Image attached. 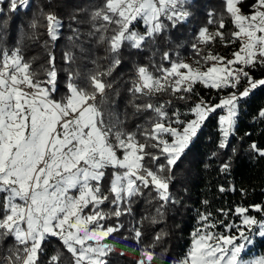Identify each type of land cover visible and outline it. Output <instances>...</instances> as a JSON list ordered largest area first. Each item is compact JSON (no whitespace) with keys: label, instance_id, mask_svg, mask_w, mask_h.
Segmentation results:
<instances>
[{"label":"snow or ice","instance_id":"6c2138e0","mask_svg":"<svg viewBox=\"0 0 264 264\" xmlns=\"http://www.w3.org/2000/svg\"><path fill=\"white\" fill-rule=\"evenodd\" d=\"M31 6L32 0H0V16ZM64 7L50 0L28 22L30 39L42 40L46 54L43 78L21 47L0 51V238L14 241L0 264H61L59 251L51 256L45 251L53 239L70 254L69 264H112L118 245L130 240L135 247L125 246L120 256L131 251L135 264H156L155 249L169 233L155 229L169 208L183 203L172 189L186 178L182 165L198 148L203 129L213 123L217 136L203 167L219 160V172L230 174L239 147H232L231 155L227 149L244 117L255 112L252 119L264 122V106L253 108L264 95V0H220L218 9L202 13L206 19L190 29L191 62L178 51L163 52L159 63L134 61L126 82L132 114L125 111L123 118L116 111L120 92L117 100L109 98L122 52L150 50L165 32L187 28L194 0H101L91 10L74 6L68 40L85 55L80 37L86 36L105 56L92 59L94 67L82 72L73 67L75 52L65 51L62 83L55 45L64 29ZM83 13L86 33L79 27ZM217 42L239 47L226 56L211 47ZM100 59L108 61L106 69ZM196 85L217 95L206 99ZM141 117L129 131V120ZM245 138L251 140L245 152L264 159V135L258 141L245 132L239 143ZM218 191L236 189L220 185ZM140 200L154 211L137 219ZM202 205L205 211L197 210L191 244L178 264H264V255L245 258L258 239L264 240V204L219 208L216 215L207 211L208 200Z\"/></svg>","mask_w":264,"mask_h":264},{"label":"trees","instance_id":"16d2710c","mask_svg":"<svg viewBox=\"0 0 264 264\" xmlns=\"http://www.w3.org/2000/svg\"><path fill=\"white\" fill-rule=\"evenodd\" d=\"M100 2L101 0H51V4L53 5H58L59 3L67 4V7L62 8L61 11V16L64 20V29L55 45L56 65L62 83L65 77L64 68L66 67L62 56L65 51L72 50L75 52L78 59L73 67L76 68L79 66L82 72L94 67L91 63L92 59L97 57L103 58L105 56L104 49L94 48V41L88 42L86 36L80 37V40L84 41L83 47L86 49L85 55H82L78 48H74L73 42L68 40V37L73 35L69 28L68 17V13L73 10V7L78 5L80 8L89 7V10H91L92 6H98ZM49 3L50 0H32V6L26 12L21 10V12L11 14V16L7 13L0 16V51L4 49L11 51L18 46L21 47L25 59L32 61V70L39 72L40 78H43L41 66L46 64V54L40 47L42 40L35 42L30 39L31 30L28 28V22L34 12L38 11L41 6L48 5ZM219 5L220 0H194V7L191 9L194 15L190 19L187 28H178L170 32H165L161 37H158L156 47L150 50L146 48L143 52H133L131 55H129L128 49L122 52V64L113 72L110 78V82H114L116 87L109 95L110 100H117L115 92H120L116 111L121 114V118H123L125 111H127L129 117L132 114V107L127 106L126 108L128 100L131 99L127 93V87L129 85L126 82L131 79L130 74L134 67V61H139L141 64H149L154 59L156 63H159L160 57L165 51H172L173 56L178 51L182 58L191 56L189 43L191 40L190 29L201 25L206 19L202 13H206L212 7L218 9ZM3 7L6 12L7 4L5 3ZM44 10L50 11L52 8L45 7ZM78 19L82 22L79 26L80 31L86 33L89 30L87 13L80 14ZM71 26L77 27L75 23H72ZM139 26L142 27L141 25H137V28ZM231 28L232 26L228 22L226 31H230ZM76 43H80V41H76ZM178 46L180 47L178 48ZM238 46L236 44L235 46L225 48L217 42L216 45L211 47H214L215 51L224 54L225 52L234 51ZM222 47L224 50H220ZM154 53H156L155 56H153ZM34 57L35 59H33ZM99 63L106 69L108 61L100 59ZM195 91L206 99H209L210 96L214 97L217 95L214 91L204 89L201 85H196ZM63 94L62 87L61 92L57 94V99ZM167 98V96L162 97V99ZM194 98L195 96H193ZM259 106H264V95L259 96L254 101L253 108L258 110ZM181 111H184V109L181 108ZM255 114V112L252 113V115ZM252 115L244 117L237 136L232 138L231 146L227 149L228 154L231 155V148L239 147V151L233 157L230 174H221L219 172V160H212L209 169L203 167V162L207 159L210 152L215 150V140L217 139L215 125L213 123H209L203 129L200 140L198 141V148L188 154L182 165L183 168L187 169L186 178L182 183L175 185L172 189L173 193L183 203L169 208L165 221L160 223L155 229L156 231L163 229L169 233L164 241L155 249L157 254L156 264H176L183 259L191 244V233L197 226V210L205 211L202 201H209L207 211H211L214 215H216V209L219 208L227 210L230 207L234 208L238 204H264V159L253 158L245 152L251 140L245 138L242 143H239V137L244 136L245 132H251L252 139L258 141L264 135V122L259 120L254 121ZM142 122L143 117L136 119L135 122L130 119L128 122V130H134L135 124ZM224 159H227V157L225 156ZM220 185H223L226 189L234 185L236 191L221 193L218 191ZM241 189L246 192V195L241 194ZM146 210L154 211V206L151 209H147L144 200H140L136 207L137 219ZM251 214L258 215L255 212ZM123 219L125 221L127 220L126 217ZM220 219H224V217H220ZM228 219H232V217H228ZM112 222L114 223L115 221L113 220ZM124 234V232H121L117 235L122 237ZM13 244L14 241L12 238H0V255H4ZM125 246L131 249L135 247V242L130 240L126 245L124 243L119 244L117 252L111 256L112 264H135L136 257L131 251L125 256L119 255V250ZM250 249L256 254L263 253L264 240L258 239ZM45 251L48 256L59 251L62 256L61 264H69L71 259L70 254L55 239L45 245Z\"/></svg>","mask_w":264,"mask_h":264},{"label":"rangeland","instance_id":"374dc122","mask_svg":"<svg viewBox=\"0 0 264 264\" xmlns=\"http://www.w3.org/2000/svg\"><path fill=\"white\" fill-rule=\"evenodd\" d=\"M138 30H142V27H138ZM239 47V46H238ZM220 50H224L223 49V47L222 48H220ZM232 52V51H231ZM231 52H225L223 55H226V56H230V54H231ZM186 62H191V60H192V57L191 56H187V57H185V58H183ZM213 97L212 96H210L209 97V100H211ZM194 99H196V97L194 98ZM189 118H191V117H189ZM219 231H223V229L221 228V229H218ZM261 255H264V252L263 253H260V254H256V253H253L252 252V249H249L248 250V254H247V256L245 257L246 259L247 258H250V257H256V256H261ZM176 264H178V262L176 263Z\"/></svg>","mask_w":264,"mask_h":264}]
</instances>
